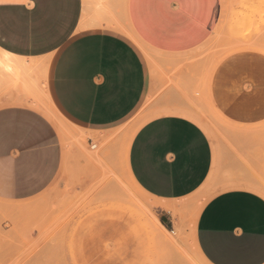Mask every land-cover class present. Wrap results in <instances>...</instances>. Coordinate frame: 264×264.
<instances>
[{
  "label": "crops",
  "instance_id": "1",
  "mask_svg": "<svg viewBox=\"0 0 264 264\" xmlns=\"http://www.w3.org/2000/svg\"><path fill=\"white\" fill-rule=\"evenodd\" d=\"M233 1L0 0V49L25 64L21 82L13 71L0 72V200L31 204L65 165L74 168L75 148L68 152L63 142L65 121L56 109L102 143L148 105L160 112L126 148L132 182L161 200L174 223L172 202L211 176L218 191L197 220L199 256L206 264H264V53L231 52L212 73V100L237 127L227 133L231 145L217 146L191 105L204 76L199 50ZM128 29L142 49L180 64L171 73L178 81L168 84L152 68ZM37 92L51 111L30 95ZM89 143L97 146L92 137ZM88 184L83 176L71 190Z\"/></svg>",
  "mask_w": 264,
  "mask_h": 264
},
{
  "label": "rangeland",
  "instance_id": "2",
  "mask_svg": "<svg viewBox=\"0 0 264 264\" xmlns=\"http://www.w3.org/2000/svg\"><path fill=\"white\" fill-rule=\"evenodd\" d=\"M222 19L199 50L204 58V76L191 100L196 122L220 148L232 144L227 133L237 127L212 100V73L231 52L264 53V0H235ZM126 32L142 49L132 31ZM143 47L152 68L168 84L179 80L171 73L177 72L180 64L161 61V54ZM24 68L22 61L0 54V72H15L17 82L25 78L21 74ZM30 95L39 107L50 110L51 102L44 93ZM55 111L65 121L63 142L68 152L75 148V166L69 170L65 165L57 181L31 204L16 208L0 200V264H206L199 256L195 232L201 210L218 191L211 176L195 193L172 202L177 208L167 209L174 220L171 223L168 213L166 219L161 212L163 202L138 189L128 173L126 148L137 128L160 109L154 112L146 105L127 126L116 131V137L102 143ZM90 137L97 144L95 148L89 143ZM116 147L122 156L115 152ZM83 176L89 179L87 187L71 190L82 183ZM158 219L167 223V230L159 226Z\"/></svg>",
  "mask_w": 264,
  "mask_h": 264
},
{
  "label": "bare ground",
  "instance_id": "3",
  "mask_svg": "<svg viewBox=\"0 0 264 264\" xmlns=\"http://www.w3.org/2000/svg\"><path fill=\"white\" fill-rule=\"evenodd\" d=\"M245 1V0H244ZM0 54L4 57V58H7L10 56V53L5 51V50H2L0 49Z\"/></svg>",
  "mask_w": 264,
  "mask_h": 264
}]
</instances>
